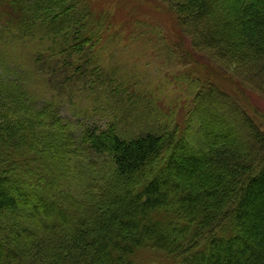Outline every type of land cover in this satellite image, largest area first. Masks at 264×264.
I'll return each mask as SVG.
<instances>
[{"label":"trees","instance_id":"trees-1","mask_svg":"<svg viewBox=\"0 0 264 264\" xmlns=\"http://www.w3.org/2000/svg\"><path fill=\"white\" fill-rule=\"evenodd\" d=\"M109 3L0 0V264H264V131L234 96L212 84L195 94L197 148L167 124L138 133L89 126L75 136L57 112L64 97L73 101L74 85L138 103L135 85L98 63L128 27H154L119 20ZM169 6L172 62L199 65L214 79L228 74L221 63L235 65V93L264 118V0ZM218 100L245 125L247 157L235 136L242 126L219 114ZM74 156L84 159L77 186ZM102 157L110 171L96 182Z\"/></svg>","mask_w":264,"mask_h":264},{"label":"rangeland","instance_id":"rangeland-1","mask_svg":"<svg viewBox=\"0 0 264 264\" xmlns=\"http://www.w3.org/2000/svg\"><path fill=\"white\" fill-rule=\"evenodd\" d=\"M100 1L102 2V0H93L95 2L94 6L99 7ZM109 4V6L112 5L114 8H120V11L117 12L119 20L122 21L134 16L154 27L153 29L148 28L147 32L133 30V28L128 27V31L121 34L123 37L118 42L114 38V43L109 44V47L103 52L106 63H98L104 69L106 68L107 71L109 69L112 70L107 76H113V78H118L122 82L125 81L128 86L129 84L135 85V91L138 93V103L133 98L130 99L129 97L131 96L120 94L119 92L117 93L119 98L117 96L114 97V94L110 93L107 88L99 85L96 86L95 90L103 93L101 96L92 89L83 88L82 85H74V90L72 91L73 101L66 100V97H64V101L56 104L55 108L61 117L70 124L75 136L82 129L89 126L97 127L100 131L106 130L111 124L116 125L117 128L123 127V129L131 126L130 130H133V132L137 130L136 133H138L143 129H150L147 126L144 127L145 124H148L153 129V132L161 131V128L167 124L169 128L177 127L180 132H183L189 138L191 145L197 148L201 145L202 140H200L198 132H196L198 130L197 124L191 119V115L195 113V94L202 87L205 88L210 84L219 86L220 89L225 90L232 97L234 96L235 100L242 105V109L264 131V118L257 116L251 110L250 105H246L245 102L241 101L235 93L236 90L233 83H230L233 82V78L229 74H234L235 65L221 63L225 68L222 71L228 74L224 79L223 75L214 79L209 77L199 65L172 62L178 60V58L170 54L171 52L167 46L169 44L167 35L173 32L170 22L176 19V16L169 12V0H112V3ZM112 10L115 11L114 9ZM162 25H164V28L168 27L169 29V32L165 35L163 34L164 29L161 30L160 28ZM118 26L120 25L115 24L113 26L112 24V31L114 28L117 29ZM126 33H128V36L125 38ZM115 58H118L120 63L109 61ZM113 71H116V73ZM102 72L104 73V71ZM240 77H243L241 79L245 81L247 80L243 75H240ZM111 85L113 86V84ZM126 91L130 93L129 90ZM48 92L49 90H47L45 95H42L38 103L47 101L50 96ZM52 94L55 95V93ZM75 97L77 98L75 99ZM124 98L125 100L123 101ZM197 100L199 102L200 98ZM217 103L219 114L231 113V118L234 119L238 127L242 126V128H239L241 129L240 132H238L236 127L235 136L238 142L241 143L238 152H240V155L247 157L248 149H251L248 146L251 143L250 137L244 133L246 130L245 125L242 124V120L233 106L220 100ZM97 106H99V111L97 112L96 110V113L92 112L93 108ZM205 107L208 108L209 106L206 104L203 109H206ZM131 110L132 113L130 112ZM150 110L151 113H149ZM216 112L214 109L212 113ZM140 113H144V115L142 116ZM124 115L130 116L125 119ZM142 118L143 120H141ZM144 118H146L147 123ZM137 120L143 123L138 124ZM125 130L127 131L128 129ZM84 156L88 157L86 154ZM102 158L103 161L101 158L98 160L100 164L94 163L96 177L94 181L96 182L98 178H106L109 175V158ZM74 159L77 161L78 168L76 166L77 173L73 174V181L75 180L73 183L74 186H77L76 184L79 183L77 181L83 178L79 170L82 168L81 163L84 159L80 156H74ZM6 161L0 162L5 164ZM48 250V254H50L49 252L52 253L51 248Z\"/></svg>","mask_w":264,"mask_h":264}]
</instances>
